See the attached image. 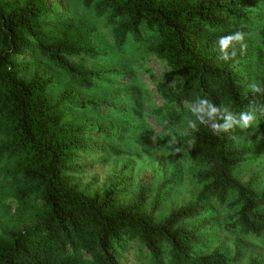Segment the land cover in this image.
I'll use <instances>...</instances> for the list:
<instances>
[{"label": "trees", "instance_id": "1", "mask_svg": "<svg viewBox=\"0 0 264 264\" xmlns=\"http://www.w3.org/2000/svg\"><path fill=\"white\" fill-rule=\"evenodd\" d=\"M82 6L105 18L117 50L132 39L168 67L165 80L151 76L163 101L152 113L170 149L188 152L200 190L158 219L159 190L148 211L149 186L124 201L111 187L74 182L71 165L89 135L85 124L67 120V108L96 106L72 100L70 92L52 102L51 77L35 71L23 78L14 60L38 56L70 86L90 90L100 79L84 64L99 57L94 31L47 0H0V264H118L109 252L130 242L148 252L150 264H232L224 253L208 252L200 235L211 230L210 206L217 205L227 232L264 237V193L236 177L255 150L241 145L246 130L214 134L198 124L197 131L185 117L195 120L190 109L198 98L237 113L247 109L252 93L236 67L250 48L241 54L236 45L237 55L224 61L216 41L237 30L246 33L245 43L256 35L264 81V20L255 15L264 18V0H82ZM255 99L264 103V95ZM183 125L186 133L175 131ZM252 127L264 134V118Z\"/></svg>", "mask_w": 264, "mask_h": 264}, {"label": "rangeland", "instance_id": "2", "mask_svg": "<svg viewBox=\"0 0 264 264\" xmlns=\"http://www.w3.org/2000/svg\"><path fill=\"white\" fill-rule=\"evenodd\" d=\"M48 4L67 17L88 24L94 31V43L99 57L85 58V66L100 73V79L90 90L69 85L67 79L42 58L26 54L14 60L21 76L28 78L37 71L51 77L49 99L57 101L66 92L80 104L96 106V112L67 108V120L85 124L88 145L71 165V179L91 190L111 187L124 201L141 185L149 186L151 195L148 211L159 190L160 205L154 212L156 218L166 216L192 200L200 190L193 180L196 172L187 151L174 152L153 116V109L162 104L156 84L151 76L162 81L168 75L166 64L148 53L146 45L129 39L121 50L113 45L111 27L105 18L96 17L82 6V0H47ZM257 21L264 18L255 13ZM249 59L236 71L243 78L244 91L253 80L262 79V69L254 49L259 44L256 35L247 39ZM81 58H73L79 62ZM247 131L241 145H251L255 153L236 173L241 183L253 182L258 193H264V134L255 127L240 129ZM177 132H187L183 125ZM209 220L211 230L201 234L208 252L224 253L232 264H248L250 260L264 261V237L242 236L224 229L225 212L222 207L211 205ZM109 254L118 264H150L148 252L137 242L115 247Z\"/></svg>", "mask_w": 264, "mask_h": 264}, {"label": "clouds", "instance_id": "3", "mask_svg": "<svg viewBox=\"0 0 264 264\" xmlns=\"http://www.w3.org/2000/svg\"><path fill=\"white\" fill-rule=\"evenodd\" d=\"M246 33L237 30L233 33L223 35L216 41L220 59L227 61L237 55L236 45L240 46L241 54L247 49L245 43ZM231 49V51H229ZM247 90L252 93L253 99L246 110L239 113L231 110L226 105H216L210 99L198 98L192 103L191 112L195 116V120L185 117L187 126L198 131L197 125H205L212 130L214 134L228 132L236 128H251L258 119L264 118V103L258 102L255 97L264 95V81L253 80L248 83ZM170 144L175 143V137L169 141ZM179 151V149H176Z\"/></svg>", "mask_w": 264, "mask_h": 264}]
</instances>
